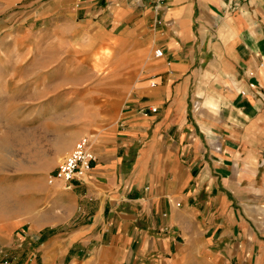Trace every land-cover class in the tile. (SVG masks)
<instances>
[{
    "label": "crops",
    "instance_id": "0c3cea01",
    "mask_svg": "<svg viewBox=\"0 0 264 264\" xmlns=\"http://www.w3.org/2000/svg\"><path fill=\"white\" fill-rule=\"evenodd\" d=\"M57 1L65 10L43 28L65 54L80 37L86 53L103 50L98 106L118 111L71 126L95 160L83 181L44 190L42 219L58 228L27 232L32 251L66 249L70 264H264V0H165L158 13L155 0H103L96 19ZM71 74L63 88L79 93ZM46 84L41 94L64 92Z\"/></svg>",
    "mask_w": 264,
    "mask_h": 264
},
{
    "label": "rangeland",
    "instance_id": "374dc122",
    "mask_svg": "<svg viewBox=\"0 0 264 264\" xmlns=\"http://www.w3.org/2000/svg\"><path fill=\"white\" fill-rule=\"evenodd\" d=\"M102 1L80 0L77 10L88 9L91 14L78 13V18L99 17ZM58 7L57 0H0V264H70L66 249L32 251L33 237L27 234L58 228L46 226L42 219L52 206L44 190L62 183L55 180L50 184L48 175L55 174L76 143L86 138L70 141L77 122L90 124L104 109L113 114L118 111L113 103L106 108L98 106L106 93L103 59L96 57L103 50L86 53L90 43L80 37L72 44L77 54H65L70 45L51 39L52 31L43 28L48 27L54 12L65 10ZM89 66L97 67L99 75L88 77ZM72 72L78 74L74 79L80 84L79 93H67L63 88L71 83ZM47 76L52 77L48 84ZM56 82L64 92L40 93L45 84L50 88ZM155 111L156 107L143 110L142 115ZM49 119L65 121L67 129ZM88 142L93 157L89 172L95 157L91 140ZM7 233L11 236L6 240Z\"/></svg>",
    "mask_w": 264,
    "mask_h": 264
},
{
    "label": "built area",
    "instance_id": "2783aa9c",
    "mask_svg": "<svg viewBox=\"0 0 264 264\" xmlns=\"http://www.w3.org/2000/svg\"><path fill=\"white\" fill-rule=\"evenodd\" d=\"M164 0H155V11L163 9ZM154 56L161 57L159 50L154 51ZM253 88V85H250ZM154 110V109H153ZM89 140L83 138L76 143L71 155L59 163V168L55 174L48 176V182L52 184L55 180L62 181L63 184L72 183L74 180L83 181L84 175L90 167V160L93 159L89 151Z\"/></svg>",
    "mask_w": 264,
    "mask_h": 264
}]
</instances>
